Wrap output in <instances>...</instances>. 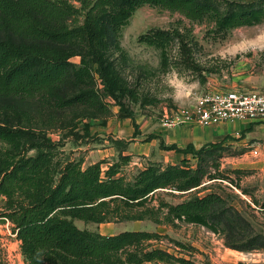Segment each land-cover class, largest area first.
I'll return each instance as SVG.
<instances>
[{"label":"trees","instance_id":"obj_1","mask_svg":"<svg viewBox=\"0 0 264 264\" xmlns=\"http://www.w3.org/2000/svg\"><path fill=\"white\" fill-rule=\"evenodd\" d=\"M79 1L80 8L68 0H0L2 113H16L11 102L25 98L53 110L83 106L92 117H107L108 105L94 88L92 65L107 96L116 101L125 89L107 58L108 29L119 31L146 3L179 11L192 20L202 19L212 9L206 0ZM77 14L82 15L81 22H70ZM263 15L251 3L239 4L218 17L216 24L222 28L252 24ZM139 39L162 45L170 35L157 30ZM114 47L120 49L116 43ZM73 56H80L78 63L70 61ZM16 114L23 118L21 112ZM155 137L148 134L146 139ZM21 139L28 146L17 152ZM0 143L5 145L0 147V195L6 198L2 216L13 224L27 264L188 263L155 246L153 241L166 235L146 230L106 235L80 229L75 219L95 224L143 219L173 226L186 222L223 234L228 248L264 249V235L253 229L236 206L216 192L198 195L205 181H233L219 170L220 155L214 156L223 148L222 142L198 148L193 143L178 147L160 142V149L184 157L175 164L148 163L130 176L118 175L117 163L101 176L100 162L82 168L78 161L55 160L57 143L36 128L13 124L12 118L0 122ZM29 149L35 153L27 155ZM121 151L119 160L126 164L130 156ZM186 155L196 159L194 167Z\"/></svg>","mask_w":264,"mask_h":264},{"label":"rangeland","instance_id":"obj_2","mask_svg":"<svg viewBox=\"0 0 264 264\" xmlns=\"http://www.w3.org/2000/svg\"><path fill=\"white\" fill-rule=\"evenodd\" d=\"M212 6L202 19L192 20L179 11L143 4L138 7L116 33L108 29L107 58L123 79L124 93L115 101L106 95L103 85L92 65L94 88L104 98L109 108L107 117H92L86 107L70 106L54 110L34 99L11 102L16 113L5 114L12 123L24 128H36L57 143L53 150L55 160L80 162L81 167L100 162L101 176L109 165L117 163L119 173L130 176L148 163L166 165L156 159L157 150L149 155L132 153L128 143L140 131L135 120L152 121L164 125L172 112L191 104L200 95L212 76L231 80L234 63L247 62L255 53L256 62H249L264 71V51L242 50L244 41L264 33V15L255 23L222 28L216 24L218 17L237 5L253 4L264 12V0H206ZM80 8L79 0H68ZM80 23L82 15H75L70 22ZM106 23V22H105ZM157 30L170 35L162 45L149 44L140 36ZM115 43L120 49H115ZM247 59V60H246ZM80 56L70 61L78 63ZM243 64H239V69ZM215 79V78H214ZM216 79V82H220ZM212 81V80H210ZM1 109V108H0ZM140 118V119H139ZM167 127V126H165ZM136 131V133H134ZM235 140V139H234ZM230 139L222 142L223 148L214 154L219 157V170L233 181H205L198 195L216 192L236 206L257 233L264 235V145L261 142H242ZM123 142H126L123 147ZM18 150L27 148L21 139ZM25 144V145H24ZM5 146L0 143V147ZM123 150V151H121ZM129 155L128 163L119 160V152ZM147 152V151H146ZM34 149L26 151L33 155ZM190 165L196 159L189 157ZM178 163V162H177ZM213 167H210L212 170ZM244 190L245 192H243ZM164 197V196H163ZM167 200L174 199L166 196ZM6 198L0 195V264H27L21 253V241L13 231V224L3 215ZM80 229L114 234L123 230H146L161 235L153 241L156 247L166 249L175 257H182L187 264H264V249L238 251L224 245L223 234L214 233L204 226L176 222V225L155 224L149 219L118 223L84 222L74 220ZM172 264H179L171 260ZM144 264H165L149 261Z\"/></svg>","mask_w":264,"mask_h":264},{"label":"crops","instance_id":"obj_3","mask_svg":"<svg viewBox=\"0 0 264 264\" xmlns=\"http://www.w3.org/2000/svg\"><path fill=\"white\" fill-rule=\"evenodd\" d=\"M255 53H252L251 58L247 62L234 63L236 66L235 74L231 75L233 78L229 81H224L225 76L219 79L212 76L210 80L217 82L220 85L227 84L229 86L241 87L245 89H253L264 87V71L260 67L250 64L255 58ZM247 60V59H246ZM239 64H243L242 68L238 70ZM140 119V118H139ZM138 125L139 133L135 135L128 143L132 153L142 154L144 156L157 150L158 156L161 159H156L164 164H175L179 162L184 155L177 153L174 150L160 149L159 144L162 142L168 146L176 144L178 147H184L188 143H193L196 148L206 143L228 142L230 139L242 142H261L264 145V122H253L251 120H232L209 126H201L198 124H186L178 127H165L161 124H154L152 121L135 120ZM148 134H153L156 137L146 139ZM264 147V146H263ZM147 151V152H146ZM187 158L190 155H186Z\"/></svg>","mask_w":264,"mask_h":264},{"label":"built area","instance_id":"obj_4","mask_svg":"<svg viewBox=\"0 0 264 264\" xmlns=\"http://www.w3.org/2000/svg\"><path fill=\"white\" fill-rule=\"evenodd\" d=\"M232 120L264 122V87L245 89L208 80L191 104L172 112L167 127L209 126Z\"/></svg>","mask_w":264,"mask_h":264},{"label":"clouds","instance_id":"obj_5","mask_svg":"<svg viewBox=\"0 0 264 264\" xmlns=\"http://www.w3.org/2000/svg\"><path fill=\"white\" fill-rule=\"evenodd\" d=\"M241 47L244 51H256L257 49H259L260 51H264V33L247 39L243 42Z\"/></svg>","mask_w":264,"mask_h":264}]
</instances>
